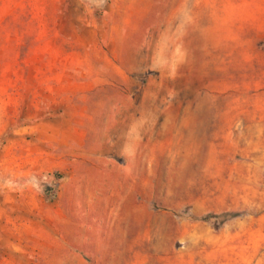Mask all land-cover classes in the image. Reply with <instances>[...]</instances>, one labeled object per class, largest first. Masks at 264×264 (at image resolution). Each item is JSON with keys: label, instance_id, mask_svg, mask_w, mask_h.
<instances>
[{"label": "rangeland", "instance_id": "1", "mask_svg": "<svg viewBox=\"0 0 264 264\" xmlns=\"http://www.w3.org/2000/svg\"><path fill=\"white\" fill-rule=\"evenodd\" d=\"M91 130L134 212L69 257ZM0 264H264V0H0Z\"/></svg>", "mask_w": 264, "mask_h": 264}, {"label": "crops", "instance_id": "2", "mask_svg": "<svg viewBox=\"0 0 264 264\" xmlns=\"http://www.w3.org/2000/svg\"><path fill=\"white\" fill-rule=\"evenodd\" d=\"M90 134L97 136L99 148L90 150L89 153L82 152L79 155L85 165L72 174L76 180L67 183L59 190L56 197L55 214L57 219L67 221V230L65 231L67 236L74 237L76 235L75 240L73 238L62 240L69 257H83L81 250H83L84 243L89 242L86 239L88 232L95 239L91 246L95 251L102 250L99 238H104V235H109L110 232L109 238H111L112 231L117 230L119 222L122 224L131 221L130 217L134 212V207L128 205L127 189L117 185L119 178L125 179L134 176V170L125 164L133 159L131 150L133 132L131 134L122 133L121 137L117 138L118 140L110 142L107 133L86 131L83 133L84 142ZM129 139H132L131 142ZM140 159L144 160L142 157L138 160ZM119 160L125 165L120 166ZM137 210L138 213L142 212V207ZM98 226L101 228L99 232L96 231ZM6 248L10 250V246L8 248L6 245ZM50 249H53L52 246ZM11 250H15V248L11 246Z\"/></svg>", "mask_w": 264, "mask_h": 264}, {"label": "trees", "instance_id": "3", "mask_svg": "<svg viewBox=\"0 0 264 264\" xmlns=\"http://www.w3.org/2000/svg\"><path fill=\"white\" fill-rule=\"evenodd\" d=\"M46 196H50V193H45ZM212 218L215 219V221L217 222L218 226H223L224 224H226L227 222H229L230 220L234 219V215L229 214V213H223L217 216H212Z\"/></svg>", "mask_w": 264, "mask_h": 264}]
</instances>
